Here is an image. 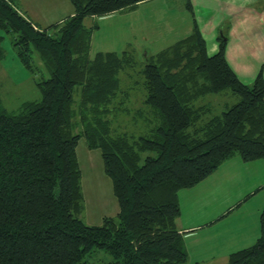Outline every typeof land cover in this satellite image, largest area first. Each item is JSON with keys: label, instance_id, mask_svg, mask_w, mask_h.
<instances>
[{"label": "trees", "instance_id": "obj_1", "mask_svg": "<svg viewBox=\"0 0 264 264\" xmlns=\"http://www.w3.org/2000/svg\"><path fill=\"white\" fill-rule=\"evenodd\" d=\"M68 1L72 14L48 32L17 0H0V31L13 36L20 62L31 70L36 54L47 71L36 82L39 100L10 113L0 98V264H188L176 228L178 191L235 154L244 162L264 159V78L241 82L222 38L207 53L188 1L191 32L153 55L144 52L142 61L125 50L91 57L98 26L83 21L145 0ZM134 67L144 97L133 119L142 126L118 132L112 116L126 111L129 98L120 78ZM80 138L99 151L118 206L98 225L79 218ZM259 223L256 242L229 254L226 264H264V205Z\"/></svg>", "mask_w": 264, "mask_h": 264}, {"label": "rangeland", "instance_id": "obj_2", "mask_svg": "<svg viewBox=\"0 0 264 264\" xmlns=\"http://www.w3.org/2000/svg\"><path fill=\"white\" fill-rule=\"evenodd\" d=\"M17 1L20 12L32 24L48 32L53 29L51 25L65 15L63 0ZM154 6L149 3L133 13L127 12L123 18L121 16L120 21L95 20L99 24L92 31L90 56L99 50L116 53L125 50L134 54L136 60L142 61L143 51L148 50V54L153 55L173 44L177 38L176 33L173 29L169 31L170 28L163 23L165 15L160 14L159 17V9ZM145 9L152 13V21L146 22L139 29L120 27L128 16H139ZM83 24H90L89 18H85ZM0 35L3 36L0 43L1 105L7 112L14 113L23 102L39 100L36 82L47 77V71L36 54L31 56L33 68L29 70L24 67L12 44L13 36L2 31ZM126 72L130 76L120 78L121 87L123 85L129 91V98L124 105L126 111L112 116L115 117L113 123L118 132L139 133L142 122L133 118L136 117V110L143 107L141 96L143 100L144 90L140 84L142 77L135 67ZM230 97L223 99L214 95L211 99L235 102V97ZM76 153L81 170L82 204L79 218L87 225H98L103 217H114L118 212L112 184L104 174L97 149H88L84 139L80 138ZM263 181L264 159L255 164H246L235 154L223 160L197 184L178 191V219L181 225L196 226L198 229L194 237L185 241L191 264H226L229 254L256 242L260 234L259 216L264 205ZM92 255L104 260L108 258L101 252L94 251Z\"/></svg>", "mask_w": 264, "mask_h": 264}, {"label": "crops", "instance_id": "obj_3", "mask_svg": "<svg viewBox=\"0 0 264 264\" xmlns=\"http://www.w3.org/2000/svg\"><path fill=\"white\" fill-rule=\"evenodd\" d=\"M187 1L191 6L193 19L205 41L207 53L209 55L215 53L218 49L219 38H222L225 41L226 62L241 82L251 84L258 74L264 78V0H145L128 10L105 16L86 17L89 18L90 24L85 26L90 27L95 20L118 19L120 21L121 16L123 18L127 12L133 13L146 4L153 3L159 9L157 12L159 17L160 14L165 15L163 23L170 28L169 31L173 29L176 33L175 43L187 36L192 29V17L186 8ZM62 7L65 15L58 22L72 14V6L68 0H63ZM152 18V13L145 9L139 16H128L120 27L124 29L128 26L131 29H139L146 22L152 21ZM96 21L94 25L98 26L99 23L97 24ZM144 52L146 53V50ZM147 53H149L148 50ZM261 160L263 159L245 163L255 164ZM176 228L183 236L186 249L185 241L194 237L198 229L196 226L181 225L179 219ZM188 264H191L189 260Z\"/></svg>", "mask_w": 264, "mask_h": 264}]
</instances>
